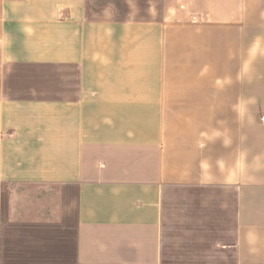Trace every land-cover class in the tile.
<instances>
[{
    "label": "crops",
    "instance_id": "0c3cea01",
    "mask_svg": "<svg viewBox=\"0 0 264 264\" xmlns=\"http://www.w3.org/2000/svg\"><path fill=\"white\" fill-rule=\"evenodd\" d=\"M0 264H264V0H0Z\"/></svg>",
    "mask_w": 264,
    "mask_h": 264
}]
</instances>
